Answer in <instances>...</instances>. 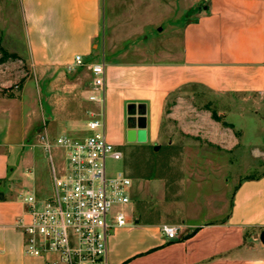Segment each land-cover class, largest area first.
<instances>
[{"label": "crops", "instance_id": "0c3cea01", "mask_svg": "<svg viewBox=\"0 0 264 264\" xmlns=\"http://www.w3.org/2000/svg\"><path fill=\"white\" fill-rule=\"evenodd\" d=\"M194 1L197 7L187 18L193 4L173 16L171 0H19L37 98L29 105L22 97L0 99V264L58 260L56 254L26 255L17 220L28 209L27 196L38 201L48 196H41L40 174L60 163L52 154L60 155L55 139L86 134L85 112L97 108L87 101L89 87L69 81L82 69L67 72L75 56L105 65L104 123L112 131L107 140L117 146L127 143V130L138 129L134 123L140 118L146 143L157 141L167 98L189 87L228 107L264 101V0ZM154 12L161 18L152 19ZM33 113L41 124L37 135ZM14 118L20 122L14 124ZM242 138L243 133L234 137L227 149L244 145ZM262 143V149L249 143L251 151L264 154ZM203 164L212 166L213 159ZM137 193L132 181L130 203ZM128 217L133 224L108 238L109 264H264V172L238 183L220 219L187 224L185 218L147 223ZM164 225L179 229L176 240L163 237Z\"/></svg>", "mask_w": 264, "mask_h": 264}, {"label": "rangeland", "instance_id": "374dc122", "mask_svg": "<svg viewBox=\"0 0 264 264\" xmlns=\"http://www.w3.org/2000/svg\"><path fill=\"white\" fill-rule=\"evenodd\" d=\"M160 1L157 3L164 0ZM171 1L173 16L182 7L193 4L188 18L197 7L194 0L185 4L181 0ZM160 18L159 13H152V19ZM69 81L87 89L91 76L82 68L71 73ZM35 84L36 75L26 59L19 0H0V99L22 97L24 104L29 105L37 98ZM34 109L28 106L29 112ZM261 118L264 119V101L257 107L236 104L228 107L219 98L191 87L170 95L164 105L157 141L118 145L123 159L107 162L109 173L125 171L137 188L138 193L124 211L147 223L185 218L187 224H198L220 219L229 208L238 183L264 172V154L252 152L249 146L252 143L258 149L263 148ZM31 120L32 131L37 135L41 124L36 123L34 113ZM14 121L18 124L20 119ZM75 129L78 132L80 125L76 123ZM110 131L106 124V137L111 135ZM242 133L244 145L227 149L234 137ZM200 149L210 153L202 154ZM52 154L57 164L59 153L53 150ZM204 158H212L214 165L203 164ZM194 164L202 169H196ZM49 172L44 169L40 174L42 197L52 191Z\"/></svg>", "mask_w": 264, "mask_h": 264}, {"label": "built area", "instance_id": "2783aa9c", "mask_svg": "<svg viewBox=\"0 0 264 264\" xmlns=\"http://www.w3.org/2000/svg\"><path fill=\"white\" fill-rule=\"evenodd\" d=\"M83 67L91 76L87 101L97 106L85 112L86 134L55 139L60 163L51 169V194L42 201L27 196L28 209L17 220L26 255H57V262L46 264H109L110 234L133 224L124 211L130 203L132 180L125 171H107V162L121 161L123 152L105 135V65L86 64L75 56L66 70ZM40 140L48 151L47 137L41 135ZM178 231L175 226L160 228L167 241L176 240Z\"/></svg>", "mask_w": 264, "mask_h": 264}, {"label": "water", "instance_id": "95a60500", "mask_svg": "<svg viewBox=\"0 0 264 264\" xmlns=\"http://www.w3.org/2000/svg\"><path fill=\"white\" fill-rule=\"evenodd\" d=\"M134 125L136 127H138V129L132 128L127 130L126 132V141L128 143H133V142H137V143H145L146 142V133L144 130V123L143 120L140 118L139 120H137L136 123H134ZM157 147H154V150H156ZM263 239V238H261Z\"/></svg>", "mask_w": 264, "mask_h": 264}, {"label": "trees", "instance_id": "16d2710c", "mask_svg": "<svg viewBox=\"0 0 264 264\" xmlns=\"http://www.w3.org/2000/svg\"><path fill=\"white\" fill-rule=\"evenodd\" d=\"M189 237H191V235H189V236L185 237V239H187V238H189Z\"/></svg>", "mask_w": 264, "mask_h": 264}]
</instances>
